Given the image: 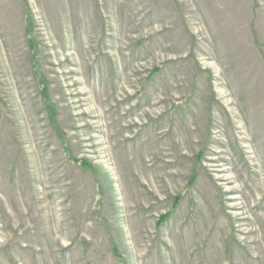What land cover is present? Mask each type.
<instances>
[{
    "label": "rangeland",
    "instance_id": "obj_1",
    "mask_svg": "<svg viewBox=\"0 0 264 264\" xmlns=\"http://www.w3.org/2000/svg\"><path fill=\"white\" fill-rule=\"evenodd\" d=\"M0 264H264V0H0Z\"/></svg>",
    "mask_w": 264,
    "mask_h": 264
},
{
    "label": "trees",
    "instance_id": "obj_2",
    "mask_svg": "<svg viewBox=\"0 0 264 264\" xmlns=\"http://www.w3.org/2000/svg\"><path fill=\"white\" fill-rule=\"evenodd\" d=\"M29 20L27 19V21H28V23H27V27H28L27 37L30 40L29 41L30 47L33 50V52H32L33 53V55H32V69H33L35 78H36L37 83H38V87H39L38 91H39L41 99H42V101H43V103H44V105H45V107L47 109V113H48L49 122H50L51 127L58 132V136H59L60 140L62 141V143H65L64 133H62L60 131V129H59V127H58V125L56 124V121H55L56 110H55L54 103L51 101V99L49 97L48 82L43 78V76H42V74H41V72L39 70V67H38V61H37V57H36V54H35V51H34L35 44L33 43L32 32L29 29V26H30L29 25ZM156 70H157V68H154L151 71V73H154ZM65 148H66L67 152H69L68 148L67 147H65ZM70 159H71L72 162L78 163L84 168H88V169H92L93 170V167L91 166V164L86 159H77V158H75V157H73L71 155H70ZM192 180H193V178L189 182H191ZM178 199H179V196L175 198V201H178ZM169 214H170V212L161 215L158 218V220L156 222V225L157 226L160 225L168 217Z\"/></svg>",
    "mask_w": 264,
    "mask_h": 264
}]
</instances>
